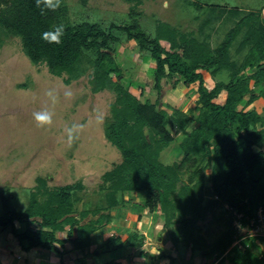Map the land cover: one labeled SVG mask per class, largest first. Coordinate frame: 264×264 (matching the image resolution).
Wrapping results in <instances>:
<instances>
[{
	"label": "trees",
	"instance_id": "1",
	"mask_svg": "<svg viewBox=\"0 0 264 264\" xmlns=\"http://www.w3.org/2000/svg\"><path fill=\"white\" fill-rule=\"evenodd\" d=\"M0 4L6 5L0 9V27L14 32L30 60L45 63L53 75H72L85 53L94 51L93 91L103 90L112 74L120 78L112 52V45L119 42L113 34L116 28L128 40L138 42L142 51H150L155 64L153 87L159 96L163 81L177 78L186 87L196 86L199 106L196 126L180 142L181 160L166 165L160 159L162 152L176 140L168 129V112L159 109V100L141 102L117 85L113 121L106 133L123 160L103 176L105 205L79 211L72 188L50 189L45 178L38 177L23 211L13 208L11 190L0 191L4 211L0 234L9 231L26 253L35 249L54 251L64 264L65 254L78 252L84 263L94 235L111 221L112 211L124 205L123 196L143 193L141 208L163 216L164 229L169 231L174 246L203 252L206 258L218 260L217 264H264V252L255 251L261 250L264 236H247L243 248L234 245L245 236L240 227L248 231L257 222L259 212L264 215V116L249 108L259 96L256 88L264 84L261 14L248 12L241 16L216 48L164 22L157 25L152 38L143 31L136 10L130 13V25L113 24L109 31L97 23L64 25L62 42L55 44L42 39V34L52 31L58 19L67 15L68 8L62 2L56 11L41 4L45 15L40 14L35 0H0ZM242 34L237 50L247 49V53L237 66L230 53ZM224 70L231 71L229 82L218 81L213 86L207 83L204 71L215 77ZM223 92L226 97L219 102ZM169 107L174 113L173 123L184 129L188 116ZM208 169L211 190L207 194ZM220 208L222 212L215 214ZM210 216L223 227L217 237L213 236ZM105 245L118 249L124 242L121 237L111 236ZM0 264H4L1 246ZM104 264L121 263L111 260Z\"/></svg>",
	"mask_w": 264,
	"mask_h": 264
},
{
	"label": "rangeland",
	"instance_id": "2",
	"mask_svg": "<svg viewBox=\"0 0 264 264\" xmlns=\"http://www.w3.org/2000/svg\"><path fill=\"white\" fill-rule=\"evenodd\" d=\"M61 2L67 6L68 13L58 19L57 26L88 22L100 24L109 31L113 24L130 25V13L136 10L143 31L152 38L156 36L157 25L164 22L192 34L211 48L220 45L241 16L248 12H257L264 17V0ZM113 34L119 39L117 44L112 45V52L121 77L118 74L110 75L106 87L95 92L92 84L96 60L94 51L85 53L72 75L56 76L45 63H33L30 60L21 39L14 32L0 27V191L9 189L13 192L12 206L17 211H23L28 206L38 177L45 178L50 189L72 188L75 192L76 209L79 211L105 205L103 176L123 160L121 152L106 133L107 127L113 121L117 85H121L141 102L160 101L158 107L168 112V129L176 139L162 152L160 159L166 165L181 160L183 153L180 142L185 133H189L196 126L199 114L195 87H186L176 79L168 80L163 82L159 96L153 87L155 64L150 51H142L138 42L128 40L127 35L116 28L113 29ZM243 38L242 34L231 48V60L237 66L247 53V49L241 52L237 50ZM203 73L210 86L218 81L227 83L231 79L229 70H224L215 77L209 72ZM255 91L259 96L250 108H255L264 116V84ZM49 92L51 96L47 94ZM224 99L225 93L218 101L223 102ZM169 105L179 108L188 116L189 120L184 129L173 123L174 113ZM44 109L51 114L52 125L40 128L36 125L33 113ZM70 135L73 138L71 143ZM210 172L211 169H208L207 194L211 190ZM123 204L120 210L124 215L128 212L129 202L125 199ZM222 210L220 208L215 214ZM3 214L0 201V216ZM209 221L213 225V236L217 237L223 227L212 216ZM138 225L134 214L131 229ZM151 225L153 227L151 223H144L143 227L151 231ZM59 236L64 235L60 233ZM0 246L6 253L11 246L14 249L19 247L9 231L1 232ZM117 251L119 250L105 252L101 255L99 264L114 259ZM26 255L32 262L43 255L52 260L51 264H61L59 255L54 251L33 250Z\"/></svg>",
	"mask_w": 264,
	"mask_h": 264
},
{
	"label": "crops",
	"instance_id": "3",
	"mask_svg": "<svg viewBox=\"0 0 264 264\" xmlns=\"http://www.w3.org/2000/svg\"><path fill=\"white\" fill-rule=\"evenodd\" d=\"M175 79L177 80V78ZM165 81L166 80L163 82ZM179 83L183 82L181 81ZM194 87L196 91V86ZM224 93L226 97V92H223L222 94ZM250 106H253V104ZM124 199L127 201L130 200L127 207L128 212L123 215L122 211L120 210L121 207L112 211L111 221L102 230L98 231L94 235L92 245L89 249V258L83 263L80 253L69 252L64 255V264H99L101 255H103L105 252H112L113 250L119 251H117L116 257H114L112 260H116L121 264L218 263V260H216L214 257L206 258L203 252L192 253L190 249L182 245L174 246L170 240L169 231L164 229L163 216L160 213L150 214L141 208L140 204L144 199L143 193H128L125 194ZM134 214L139 225L135 226L134 229H131V222L133 220ZM144 223L153 224V227L151 225V231H148L143 227ZM236 226L239 227L240 225L236 223ZM240 231H243L242 233L247 234L249 230L247 231L246 229L240 227ZM111 236L121 237L122 241L124 242V246L118 249H116L113 245L110 247L106 246L105 242ZM131 238L133 239L132 241ZM67 248H69V245H67ZM255 251L264 252V244L261 246L260 251L257 249ZM93 253H95V256H93ZM2 258L4 264H36L37 262H46L47 264H51L52 261L49 259V257H44L42 255L40 259H35V261L32 262L29 258H27L26 252L19 249V247L14 249L12 246L9 248L8 253L3 252L2 250ZM223 264H229V262H225Z\"/></svg>",
	"mask_w": 264,
	"mask_h": 264
},
{
	"label": "clouds",
	"instance_id": "4",
	"mask_svg": "<svg viewBox=\"0 0 264 264\" xmlns=\"http://www.w3.org/2000/svg\"><path fill=\"white\" fill-rule=\"evenodd\" d=\"M36 7L40 9V14L45 15L46 12L44 8L50 9L51 11H56L61 6V0H35ZM41 4L44 5V8L41 7ZM6 5L0 4V9L5 8ZM64 35L63 25L56 26L52 31H47L42 34V39L46 40L49 43L60 44L62 42L61 38ZM51 96V92L47 93ZM34 120L37 127L44 128L45 126L52 125L51 114L44 109L39 112L33 113ZM73 142L71 135L69 136V143Z\"/></svg>",
	"mask_w": 264,
	"mask_h": 264
},
{
	"label": "built area",
	"instance_id": "5",
	"mask_svg": "<svg viewBox=\"0 0 264 264\" xmlns=\"http://www.w3.org/2000/svg\"><path fill=\"white\" fill-rule=\"evenodd\" d=\"M257 222L258 223L255 224L254 228L248 231V233L245 234L243 238L235 242V245H238L240 248H243L242 241L245 238H247V236H250V237L264 236V215L261 211L259 212V217L257 219Z\"/></svg>",
	"mask_w": 264,
	"mask_h": 264
}]
</instances>
